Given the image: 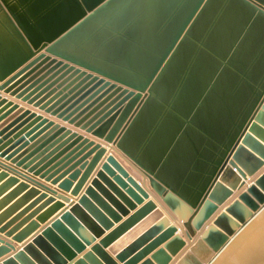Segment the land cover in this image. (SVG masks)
Instances as JSON below:
<instances>
[{
    "label": "water",
    "instance_id": "1",
    "mask_svg": "<svg viewBox=\"0 0 264 264\" xmlns=\"http://www.w3.org/2000/svg\"><path fill=\"white\" fill-rule=\"evenodd\" d=\"M1 107L0 196L22 181L0 210L33 187L0 233L22 242L71 202L33 176L77 194L108 144L188 240L110 154L0 264H264V0H0Z\"/></svg>",
    "mask_w": 264,
    "mask_h": 264
},
{
    "label": "crops",
    "instance_id": "2",
    "mask_svg": "<svg viewBox=\"0 0 264 264\" xmlns=\"http://www.w3.org/2000/svg\"><path fill=\"white\" fill-rule=\"evenodd\" d=\"M11 98V97H10ZM13 99V98H12ZM1 110H3V107L0 108V112ZM107 148V151L105 152V154L99 159V161L96 163V165L93 167V169L90 171V173L87 175V177L83 180V183L81 184V187L79 188V191L77 194H73L72 191L69 192H65L62 191L60 189H58V185H53L50 182L45 181L44 179H40L38 176H33L30 173V176H33L34 178L40 180L41 182H43L44 184L57 189L60 192H63L64 194H66L67 196H69L71 198V202H66L64 203V206L59 208L57 211H55V213H53L51 215V217L45 221L39 224V227L29 236L27 237L24 241L22 242H16L14 240H12L11 237H6L4 233H0V237L4 238L6 241L11 242L15 248L11 249L8 253H5L4 255L0 256V263L4 262V260L10 258V257H15L17 252L19 250H23L25 244H27L28 242H30V240L38 233H40L46 226H48L52 220H54L55 218H57L61 213H63L64 211L68 210L71 206L72 203L77 202V200L80 198V196L85 192L86 188L88 186H90V183L92 181V179L95 177V174L97 172V170L100 169V167L106 162L107 156L110 154H113L117 160H119V162L129 171V173L143 186L145 187L150 196L155 199V201L158 203V205L160 207H162L166 213H169V215L171 216V218L173 219L174 223L177 224L179 230L178 233L182 234L185 238V233H184V229H182L183 227H181V223L178 220V218L171 212V210L163 203L161 197L149 186L148 180L147 178L144 176V174L142 173V171L131 161L129 160L122 152H120L117 148H115L114 146H110L108 144H104ZM19 146V145H18ZM95 154V153H94ZM1 160L5 161L3 158H0ZM6 163L10 164L9 161H5ZM20 169V168H18ZM2 171V169H1ZM0 171V174H1ZM86 169L83 170L82 174L80 175V177L77 179V181H75L72 190L77 186V184L79 183V181L81 180L83 174L85 173ZM11 175V174H10ZM9 177H6L4 179L0 180V186L5 183L8 180ZM143 178V181L142 179ZM144 179H146L147 181H144ZM22 181V179L15 184L10 185L5 192L3 193V195L0 196V199L5 196L6 194H8L10 191L14 190L15 188H17L20 184V182ZM33 187V185L31 184L29 188L22 190L21 192H19V194L17 195V197L8 205H6V207H4L3 209L0 210V214L2 212H4L9 206H11L14 202H16L17 200H19L20 198L24 197ZM43 189L39 190L37 193L32 194L22 205L21 207H19L16 211H14L9 217L8 219H6V221H4V224L6 222H8L9 220H11L16 214H18L20 211H22L25 207H27L29 204H31L33 201H35L37 198L40 197L41 193ZM46 201V198L41 199L38 203H36L34 205V207H32L29 211H27L24 215L27 216L28 214H30L31 212H33L36 208H38L40 205H42L44 202ZM55 204V202L50 203L49 205H47L44 209H42L39 213H37V215L31 219L35 220L40 214H43L45 211H47L49 208H51L53 205ZM133 212V211H131ZM24 217L20 218L18 221H16L14 223V225L19 222L20 220H22ZM126 217H124L123 219H125ZM30 221V222H31ZM29 223H26L25 225H23V227H21V229H19L18 232H20L21 230H23ZM119 223H115L114 226H116ZM179 224V225H178ZM12 225V226H14ZM180 226V227H179ZM11 228V227H10ZM181 228V229H180ZM109 230H107L105 232L108 233ZM101 237H97V239L94 241V243L98 242L100 240ZM187 239V238H186ZM188 240V239H187ZM93 243V244H94ZM108 250V249H106ZM25 256L27 259H29L30 261L34 262V264H39L38 261L34 258V256L28 252L25 251L24 252ZM16 264H26L24 263V261L20 258L17 257V259L15 260ZM120 264H125V263H120Z\"/></svg>",
    "mask_w": 264,
    "mask_h": 264
},
{
    "label": "bare ground",
    "instance_id": "3",
    "mask_svg": "<svg viewBox=\"0 0 264 264\" xmlns=\"http://www.w3.org/2000/svg\"><path fill=\"white\" fill-rule=\"evenodd\" d=\"M143 173V172H142ZM145 176V175H144ZM146 177V176H145ZM147 178V177H146ZM148 180V179H147ZM250 180H252L251 178L248 179V183L250 182ZM149 183V182H148ZM235 195H233L229 200H231L232 198H234ZM165 211V210H164ZM264 213V209L263 211L259 214V216H261ZM169 214V213H168ZM176 223V222H175ZM179 225V224H178ZM180 227V226H179ZM181 229V228H180ZM242 233H239L232 241L231 243H229V245L226 247V249H224L221 253V255H219L218 259L224 254V252L232 245V243L241 235Z\"/></svg>",
    "mask_w": 264,
    "mask_h": 264
},
{
    "label": "rangeland",
    "instance_id": "4",
    "mask_svg": "<svg viewBox=\"0 0 264 264\" xmlns=\"http://www.w3.org/2000/svg\"><path fill=\"white\" fill-rule=\"evenodd\" d=\"M142 179V181H143V178H141ZM144 181H147L146 179H144Z\"/></svg>",
    "mask_w": 264,
    "mask_h": 264
}]
</instances>
